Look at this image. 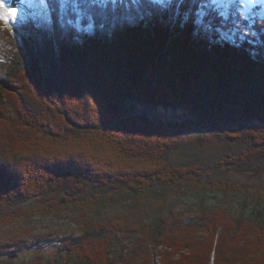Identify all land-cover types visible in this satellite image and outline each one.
Here are the masks:
<instances>
[{
    "label": "trees",
    "instance_id": "16d2710c",
    "mask_svg": "<svg viewBox=\"0 0 264 264\" xmlns=\"http://www.w3.org/2000/svg\"><path fill=\"white\" fill-rule=\"evenodd\" d=\"M202 1L48 0L57 80L0 20V255L17 223L70 213L79 232L60 256L17 264H140L157 248L163 264H264V188L166 158L210 128L264 153V20ZM135 99L190 118H153ZM97 183L112 190L88 194ZM191 196L197 210H177Z\"/></svg>",
    "mask_w": 264,
    "mask_h": 264
},
{
    "label": "rangeland",
    "instance_id": "374dc122",
    "mask_svg": "<svg viewBox=\"0 0 264 264\" xmlns=\"http://www.w3.org/2000/svg\"><path fill=\"white\" fill-rule=\"evenodd\" d=\"M112 1L115 2L117 0ZM152 1L165 4L171 0ZM204 3L205 0L201 4L203 5ZM257 3H259V6L251 10H249L250 6L247 8L241 6L243 9L242 11L240 10L241 15L247 18L250 14H257L259 19L264 20V0H258ZM27 4L17 7V13L9 16V21L6 24L8 27L7 30L13 35L14 39L19 41L21 47L24 49V53L27 55L28 61L38 64L39 68H41L42 76L57 80L56 65L58 56L55 54L57 43L51 33L53 28L51 6L48 0H43L42 7L44 13H42L32 0L30 2L27 1ZM261 5L263 6L261 7ZM228 6V0H217V4L214 7L226 10ZM0 8L2 9V7ZM10 11L11 8H8L9 13ZM130 106L135 109H140V111L144 110V113H147L151 117H158L166 122L168 120H179L183 122V118H190L189 116H184L186 110L182 107L172 109L166 108L163 105H146L137 99ZM181 116L182 119H179ZM234 128L238 130L237 126H233ZM252 142V139L248 137L244 139L228 135L224 132L213 131L211 128L202 129L199 133H190L184 136L183 141L168 150L166 158L175 164L197 163L204 166L203 180L207 182L230 179L243 185L264 188V153L256 150L257 153L255 152L253 153L254 155L249 156L257 148L254 144L251 145ZM233 159L236 162H233ZM245 160L248 162L244 163ZM108 190H112L111 183L104 185L97 183L95 186L90 187L87 193L105 192ZM220 199L211 197L208 204L211 206L217 205ZM183 202L186 204L179 205L177 210H197L193 205L197 202L196 197L191 196L185 198ZM238 203L239 199H233L229 207L236 211L240 207ZM25 205L30 206L31 203L29 202ZM63 214L65 215L61 217L59 215L37 217L28 226L23 225L22 222L17 223L13 227V234L17 235V237L11 241H1V246L9 248V251L8 254L0 255V260L9 259L17 264L37 255H42L46 259L60 256L62 253L60 246L62 240L71 236L73 237L79 232V228L74 223L72 215L70 213L69 215L68 213ZM185 214H191V212L189 213L187 211ZM21 228H23L22 231L25 229L26 231L24 233L22 231L20 232ZM29 229L32 230L28 231ZM19 234H22V236ZM18 241L25 243L27 248L23 251L15 252V247H11L10 244L13 245ZM116 243L118 247H124L123 245L127 246L128 244L124 240L121 241L120 238L116 239ZM160 250V248H157V250H153L152 254H150L152 250H149L148 254L140 257L141 260L139 263L163 264V260L159 256ZM167 254V256H171V253L168 252ZM176 261L174 259L173 263L177 264Z\"/></svg>",
    "mask_w": 264,
    "mask_h": 264
},
{
    "label": "snow or ice",
    "instance_id": "6c2138e0",
    "mask_svg": "<svg viewBox=\"0 0 264 264\" xmlns=\"http://www.w3.org/2000/svg\"><path fill=\"white\" fill-rule=\"evenodd\" d=\"M258 2V0H228V3L230 6H243V8H247L248 5L255 6V4ZM217 4V0H205V3L202 5V7H210L215 6ZM11 8L10 13L9 12H2L0 13V20H3L5 24H7L9 20L10 15H15L18 11L17 7L9 5ZM238 10H243L242 8L238 7Z\"/></svg>",
    "mask_w": 264,
    "mask_h": 264
},
{
    "label": "bare ground",
    "instance_id": "6f19581e",
    "mask_svg": "<svg viewBox=\"0 0 264 264\" xmlns=\"http://www.w3.org/2000/svg\"><path fill=\"white\" fill-rule=\"evenodd\" d=\"M27 1L30 2V0H21V2L19 1V2H18V5L15 6V7H19V6H21V5H28L29 3L27 4ZM225 1H226V0H225ZM32 2L35 4V6L38 7V10H41V12L44 13V11H43V7H42L43 0H41V3H40V0H32ZM2 12H3V9L0 8V13H2ZM4 12H5V11H4Z\"/></svg>",
    "mask_w": 264,
    "mask_h": 264
},
{
    "label": "water",
    "instance_id": "95a60500",
    "mask_svg": "<svg viewBox=\"0 0 264 264\" xmlns=\"http://www.w3.org/2000/svg\"><path fill=\"white\" fill-rule=\"evenodd\" d=\"M19 1H21V0H12V4L16 5V4H18Z\"/></svg>",
    "mask_w": 264,
    "mask_h": 264
}]
</instances>
